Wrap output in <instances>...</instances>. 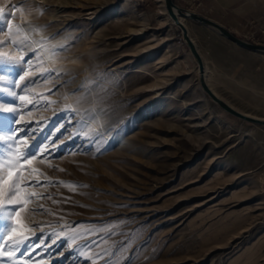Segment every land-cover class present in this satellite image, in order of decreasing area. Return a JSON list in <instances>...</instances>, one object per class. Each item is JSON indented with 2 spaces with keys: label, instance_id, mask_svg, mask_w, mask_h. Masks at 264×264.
<instances>
[{
  "label": "rangeland",
  "instance_id": "obj_1",
  "mask_svg": "<svg viewBox=\"0 0 264 264\" xmlns=\"http://www.w3.org/2000/svg\"><path fill=\"white\" fill-rule=\"evenodd\" d=\"M18 1L0 0V9L12 12L17 42L28 45L6 49L31 59L19 88L36 82L19 102L27 114L17 127L32 137L20 150L45 137L55 145L21 166L23 183L35 185L24 193V233L8 241L0 219L5 245L39 241L20 264H264V126L230 115L204 92L165 0H45L35 28L13 11ZM173 1L218 18L202 0ZM182 22L194 36L191 20ZM249 34L233 35L264 46ZM199 37L216 94L264 119V55L224 37L229 53L219 58L215 40ZM53 233L63 235L50 243Z\"/></svg>",
  "mask_w": 264,
  "mask_h": 264
},
{
  "label": "snow or ice",
  "instance_id": "obj_2",
  "mask_svg": "<svg viewBox=\"0 0 264 264\" xmlns=\"http://www.w3.org/2000/svg\"><path fill=\"white\" fill-rule=\"evenodd\" d=\"M14 9L13 11H18ZM12 12L5 13L3 9H0V34L8 33L9 39L7 41L0 40V94L16 101V103H5L0 100V114H4V119L0 121V145L6 146L0 148V152L5 153L0 156V219H3L8 223V227L5 228L8 241H13V237L22 235L24 233V226L21 222V212L24 209V205L29 202L24 196L25 189L33 187L35 185L23 183L24 169L22 164L30 163L40 153L44 152L46 148L54 147L55 145H49L47 143L48 137H45L43 141L34 143L31 148L20 150L21 141H27L32 139L28 135L31 129L17 127L23 116L27 113L21 111L23 105L19 102L26 99L28 87L32 86L34 81H29L23 88H19V82L24 79L28 72V65L31 62L30 58L20 56L15 57L12 53L6 51L7 48L13 47L16 51H24L28 45H24V42H17V35L20 32L19 28L13 30L12 24ZM26 39V38H25ZM55 54V53H54ZM58 75V73H57ZM50 77H42L41 79H48ZM85 95H88L87 90L82 89ZM73 95H79L73 93ZM29 112L31 109L28 110ZM15 117V119H12ZM20 132H25L24 136H19ZM51 133H49V136ZM63 136L57 139L58 144ZM47 155H51L48 152ZM14 222V226H13ZM74 231V230H73ZM57 235H63V233L51 234L50 243H55V237ZM43 238V237H42ZM26 241H15L5 245L3 237H0V264H20L25 256L29 255L31 250L39 245V241L35 244H30ZM74 240H68L66 246H70L74 243ZM91 243H96L92 241ZM49 245H44L48 247ZM85 248H91V244L85 245L82 248L77 249L79 253H83ZM16 253H21L18 259ZM91 264V261H89Z\"/></svg>",
  "mask_w": 264,
  "mask_h": 264
},
{
  "label": "crops",
  "instance_id": "obj_3",
  "mask_svg": "<svg viewBox=\"0 0 264 264\" xmlns=\"http://www.w3.org/2000/svg\"><path fill=\"white\" fill-rule=\"evenodd\" d=\"M202 1L204 4L210 5L211 14L215 13L218 16V18L212 17L211 20L215 22H220L221 20H224L225 22H223L224 23L223 26L231 33L237 36H242L243 34H245V31L246 32L248 31V34L250 33L249 35L256 33L259 41L264 42V0H202ZM191 23L194 26L193 31H191L193 32L194 36H192L191 38L195 42V44H196V35H199L200 36L199 38L208 37V39H214L215 45L212 54L219 58H223V59L226 58L223 57L225 51H227L225 52V54L229 53L227 49L228 47H226V43H225L227 41H224L226 39H224L223 36L214 32L212 29L206 26H203L193 21H191ZM206 72L208 73V82H209V71L207 70ZM257 83L258 82H256V84ZM213 91L217 93L216 90Z\"/></svg>",
  "mask_w": 264,
  "mask_h": 264
},
{
  "label": "water",
  "instance_id": "obj_4",
  "mask_svg": "<svg viewBox=\"0 0 264 264\" xmlns=\"http://www.w3.org/2000/svg\"><path fill=\"white\" fill-rule=\"evenodd\" d=\"M166 6L167 10L169 12V15L171 19L174 21V23L182 30L184 41L186 45L190 48L192 55L194 56L195 60L197 61L199 68H200V82L204 89V91L207 93V95L213 100L214 103H216L222 110L229 113L230 115L241 119L247 123H251L254 125L264 126V119L251 117L249 115L243 114L240 111L233 108L231 105H229L226 101L221 99L215 92L212 91V89L207 84V80L205 78V65L203 58L201 54L199 53V50L193 40L190 37L189 31L187 27L184 25V23L180 19H187L191 21H195L203 26H206L208 28H211L215 31H217L220 35L225 37L230 42L234 43L235 45L259 54L264 55V46L251 44L249 42L243 41L233 35L229 30H227L225 27L208 20L200 15L187 12L183 9L178 8L173 0H166Z\"/></svg>",
  "mask_w": 264,
  "mask_h": 264
},
{
  "label": "bare ground",
  "instance_id": "obj_5",
  "mask_svg": "<svg viewBox=\"0 0 264 264\" xmlns=\"http://www.w3.org/2000/svg\"><path fill=\"white\" fill-rule=\"evenodd\" d=\"M27 2H29V0H20L16 3L17 7H19V13L21 15H23L26 19L27 22H25L24 25L28 26L29 28H35L34 23L32 22L38 15H37V11H35V9H37L39 7V5H44L46 4L45 0H35V1H31L29 4H27ZM165 5H166V0H165ZM28 6H34L33 7V13L30 12L28 9ZM167 9V6H166ZM168 11V10H167ZM169 14V12H168ZM170 16V15H169ZM171 18V17H170ZM182 21V19H180ZM43 56L44 58L47 60V62H52L51 60V53L48 52V50L43 52ZM205 78L207 80V84L208 83V73L206 72V68H205ZM210 87V85H209ZM203 88V87H202ZM211 88V87H210ZM212 89V88H211ZM204 90V89H203ZM213 91V90H212ZM205 92V91H204ZM214 92V91H213ZM206 93V92H205ZM207 94V93H206ZM242 113V112H241ZM244 114V113H243Z\"/></svg>",
  "mask_w": 264,
  "mask_h": 264
}]
</instances>
